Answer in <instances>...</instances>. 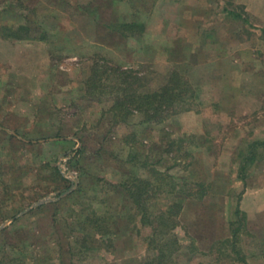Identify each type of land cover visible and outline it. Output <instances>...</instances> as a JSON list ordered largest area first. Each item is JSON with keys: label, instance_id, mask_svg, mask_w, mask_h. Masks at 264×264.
<instances>
[{"label": "rangeland", "instance_id": "374dc122", "mask_svg": "<svg viewBox=\"0 0 264 264\" xmlns=\"http://www.w3.org/2000/svg\"><path fill=\"white\" fill-rule=\"evenodd\" d=\"M119 72L184 102L122 120ZM155 175L149 219L180 210L153 236L123 185ZM236 206L237 250L264 264V0H0V264H148L149 239L163 264H243Z\"/></svg>", "mask_w": 264, "mask_h": 264}, {"label": "trees", "instance_id": "16d2710c", "mask_svg": "<svg viewBox=\"0 0 264 264\" xmlns=\"http://www.w3.org/2000/svg\"><path fill=\"white\" fill-rule=\"evenodd\" d=\"M131 27V26H129ZM11 28V33L7 35L10 39H16V40H23L25 39L24 36L26 35H19L21 31L26 30L24 27H18L13 31V27ZM118 77L120 80H122V83L119 84V89H117V94L120 96L117 99L119 102L116 103V108H118V111L124 110L123 115H119L118 112L116 113L117 117L120 116L122 120H125L128 115L130 116L131 112L130 109L132 108L134 112L142 115L145 118L144 122H162L165 120L163 118V115L174 114L175 109L184 102L182 98L184 97V94L186 93V86L184 87L181 85V83L178 82V80L172 79L169 83H167L165 86H163L161 89L152 92V93H136V91L133 90V83L130 82L129 77L124 74V72H119ZM95 81V80H94ZM93 86V85H92ZM123 86V87H121ZM94 87V86H93ZM97 88V87H95ZM123 112V111H122ZM168 116V115H167ZM257 144V143H254ZM252 147V145H250ZM254 148V147H253ZM251 148V149H253ZM81 150L77 151L75 156L69 160V165L75 162L77 156ZM248 157L244 158V162L248 163V167L251 166L255 162L256 153L254 150L250 151V154L248 153ZM240 172H245L244 165L241 166ZM54 173L59 177V179L65 183H67L70 186V181L63 178L60 174V171L57 166L54 167ZM156 178L152 180L142 181L139 179H132V182L130 185H123L124 191L127 195H129V199L132 202V205L139 209L140 211V223L144 226L146 225H154L156 222V228L153 229V236L159 235L157 234L158 231L160 233H170L175 226V220L180 207L178 204L172 205L167 211L164 213H160L156 221L150 220V216L148 212L146 211V202L148 199H150V194L153 193V197L156 196L161 192V189H163V182L167 178H161L162 176L158 177V175H155ZM244 180V179H243ZM168 184L167 186H169ZM176 185H173V187ZM201 186V185H200ZM68 187V186H67ZM175 188V187H174ZM173 190V188L171 189ZM170 193V192H169ZM235 220L231 221L230 228H231V238L226 241L228 243V246L230 247L231 251L235 253L239 261H241L243 264H245L244 258L240 255V252L237 250V243L239 241V236L242 232V226L244 223V214L240 210L239 206H236L234 211ZM101 227L103 229H106L104 233L101 234V236L108 235V233L111 232L112 227L110 225H99L97 223L95 225L96 231H100ZM165 230V231H164ZM156 241L153 239H149V245L152 247V250L155 252L156 261L149 262L148 264H163V258L165 257V251L166 246L168 244H162V246L158 247L154 245ZM176 244V241L173 243Z\"/></svg>", "mask_w": 264, "mask_h": 264}, {"label": "water", "instance_id": "95a60500", "mask_svg": "<svg viewBox=\"0 0 264 264\" xmlns=\"http://www.w3.org/2000/svg\"><path fill=\"white\" fill-rule=\"evenodd\" d=\"M61 174H62L64 177L68 178L64 172L61 171ZM68 179H69L72 183H74L75 186H76V184H77V180H76V179H71V178H68ZM40 204H42V203H38V205H40ZM36 206H37V205H36Z\"/></svg>", "mask_w": 264, "mask_h": 264}, {"label": "built area", "instance_id": "2783aa9c", "mask_svg": "<svg viewBox=\"0 0 264 264\" xmlns=\"http://www.w3.org/2000/svg\"><path fill=\"white\" fill-rule=\"evenodd\" d=\"M60 162H61V160L59 161V164H60ZM61 165V164H60ZM65 167H63V169H64ZM65 174L67 173V171H63ZM66 176H67V174H66Z\"/></svg>", "mask_w": 264, "mask_h": 264}]
</instances>
